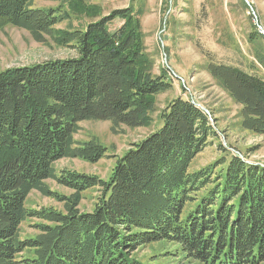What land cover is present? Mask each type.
I'll return each mask as SVG.
<instances>
[{"label":"trees","instance_id":"1","mask_svg":"<svg viewBox=\"0 0 264 264\" xmlns=\"http://www.w3.org/2000/svg\"><path fill=\"white\" fill-rule=\"evenodd\" d=\"M40 1L59 5L38 8ZM163 4L165 14L169 0ZM143 15L134 4L105 15L88 0H0V29L26 30L37 43L52 40L76 53L0 73V264H141L133 255L158 243L174 245L191 264L264 262V166L221 146L218 163L190 172L218 137L213 117L191 100L170 102L159 129L118 159L106 183L55 170L59 160L83 157L86 149L74 139L82 122H110L113 132L144 127L154 98L174 87L168 74L152 73ZM73 16L87 21L85 29L57 36V26ZM249 39L263 49L254 51L262 64L258 26ZM207 69L241 106L242 128L264 136V76L257 65L210 62ZM48 180L74 195L59 197ZM93 188L102 190L99 204L82 213L81 193ZM33 191L59 199L64 210H28ZM29 218L43 224L35 238L22 240ZM27 250L33 257L24 259Z\"/></svg>","mask_w":264,"mask_h":264},{"label":"rangeland","instance_id":"2","mask_svg":"<svg viewBox=\"0 0 264 264\" xmlns=\"http://www.w3.org/2000/svg\"><path fill=\"white\" fill-rule=\"evenodd\" d=\"M58 5L56 1L36 3L38 8L47 9ZM144 6L146 10L142 21L146 33V54L154 61L152 73L157 77L162 73L168 74L174 87L154 98V112L144 127L132 129L121 126L117 132H113L110 122H82L74 139L77 147L86 149L83 150V157L59 160L54 164L57 174L72 171L96 176L106 183L118 159L159 129L163 110L179 97L207 110L213 117L212 125L218 135L196 157L190 172H198L218 163L224 156L223 150H220L222 147L239 154L249 164L264 166V136H256L242 128L241 106L207 69L210 62L238 63L245 70L255 63L256 73L264 76V61L261 64L254 56L255 47L259 48L258 51L263 49L258 44L255 47L249 44V35L254 31V26H258L264 36V0H179L168 26L162 25V0H149ZM110 13L106 9L105 15ZM121 24L116 20L113 26L119 27ZM86 25V20L73 16L70 23L57 26L56 35H63V31L68 29H85ZM75 56L74 50L52 40L46 44L37 43L26 30L11 26L0 29L1 74L6 70ZM92 157L97 159L96 162H92ZM46 184L59 197L69 199L74 195L72 190L54 180H48ZM101 197L102 190L99 188L81 193L80 212L95 211ZM26 207L31 211L64 210V204L59 199L45 197L38 191L31 192ZM41 224L43 222L39 219H27L21 225V239L35 238L39 234L37 226ZM178 251L172 244L158 243L140 248L133 256L141 264H191L184 261V256L177 254ZM179 255L180 259L177 257ZM21 256L24 259L33 257V251L27 250Z\"/></svg>","mask_w":264,"mask_h":264},{"label":"crops","instance_id":"3","mask_svg":"<svg viewBox=\"0 0 264 264\" xmlns=\"http://www.w3.org/2000/svg\"><path fill=\"white\" fill-rule=\"evenodd\" d=\"M145 2L148 4L149 0H145V1L144 0H88V3L90 4L100 5L104 9V12L106 11V9H109L110 12L114 10L126 9L132 4H134L136 7H140V9L144 11V14L146 10L144 6L146 4ZM178 2L179 0H169V10L166 11V13L164 14V17L162 18V21H163L162 25H166L167 21L168 20L170 21L171 19L170 16H172L174 6H176ZM162 10L163 12L165 10L163 0H162Z\"/></svg>","mask_w":264,"mask_h":264},{"label":"water","instance_id":"4","mask_svg":"<svg viewBox=\"0 0 264 264\" xmlns=\"http://www.w3.org/2000/svg\"><path fill=\"white\" fill-rule=\"evenodd\" d=\"M260 29H261V28H260ZM202 110H203V111H205L207 114H209V113H208V111H207V110H205L204 108H202Z\"/></svg>","mask_w":264,"mask_h":264}]
</instances>
